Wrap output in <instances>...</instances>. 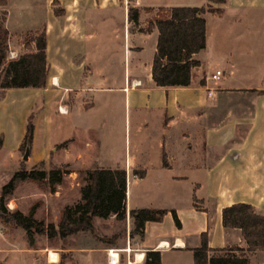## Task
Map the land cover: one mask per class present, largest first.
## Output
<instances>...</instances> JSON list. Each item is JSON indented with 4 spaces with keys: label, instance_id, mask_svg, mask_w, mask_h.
<instances>
[{
    "label": "crops",
    "instance_id": "crops-1",
    "mask_svg": "<svg viewBox=\"0 0 264 264\" xmlns=\"http://www.w3.org/2000/svg\"><path fill=\"white\" fill-rule=\"evenodd\" d=\"M163 1L30 0L29 12L39 11L45 18L32 35L44 31L47 74L41 88H14L21 117L39 102L29 159L43 162L45 153L49 157L61 148L64 162L81 160L85 169L123 168L128 227L129 210L167 211L161 221L144 222L141 238L127 236L117 247L87 244L69 235L70 245L40 253L47 257V251L53 252L55 259L48 264H140L148 250L159 252L160 264H193L192 249L203 232L209 248L245 247L238 229L221 226L223 207L245 203L264 215V85L229 84L231 67L246 61L252 49L249 43L230 45L229 31L237 42L246 32L244 23L253 17L259 19L255 28L260 34L264 0H224L218 11L203 13L205 46L193 54L199 65L185 87L153 84L157 31L141 29L158 8L200 7L206 1L174 6ZM128 7L140 9L136 26L127 20ZM257 45L260 56L261 44L254 41ZM10 52L13 59L27 50ZM216 70L220 74L212 79ZM231 92L247 98L234 110L246 114L248 130L229 143L237 119L230 120L233 107L225 99L221 107L215 100ZM89 130L110 140L122 131V156L105 151L109 140L101 147L99 141L86 139L77 144L71 133L57 136L71 131L85 138ZM22 137L13 145L19 147ZM94 145L102 148L101 157L90 154ZM104 156L112 162L106 163ZM108 249L116 252V262L107 261ZM243 254L248 264H264V250Z\"/></svg>",
    "mask_w": 264,
    "mask_h": 264
},
{
    "label": "trees",
    "instance_id": "trees-1",
    "mask_svg": "<svg viewBox=\"0 0 264 264\" xmlns=\"http://www.w3.org/2000/svg\"><path fill=\"white\" fill-rule=\"evenodd\" d=\"M200 7H166L158 8L147 19L142 31L155 28L157 39L151 62V79L159 87H185L190 84L192 69L199 65L193 54L205 46L204 12H211V4H223L224 0H205ZM7 0H0V89L41 88L46 81L45 35L44 31L32 35L24 43L27 52L13 59H6L8 31L4 26ZM150 11L151 9L146 8ZM218 11V9L213 10ZM140 9L128 7L127 20L137 25ZM33 42L31 48L29 42ZM26 44V45H25ZM31 115L27 116L23 142L31 140L33 125ZM64 142L59 146H63ZM164 160V159H163ZM42 165V162H39ZM164 164V161H163ZM68 171L61 167H52L45 171L34 167L15 171L0 188V217L3 222H11L25 231L29 243L31 231L47 238L64 239L77 232H92L94 218L124 220L125 218V170L123 168L92 167L80 173L81 184L78 188V199L65 206L57 223L44 224L33 217V209L26 214L20 211L7 210L3 201L11 193L18 180L45 181L49 191L61 183ZM165 209L142 208L129 210L131 228L128 237L141 238L145 221H161ZM174 223L179 225L173 210H170ZM221 226L236 228L244 241L245 247L237 246L212 249L207 246L206 233L200 234L199 246L192 249L193 264H248L243 252L264 250V215L245 203H234L221 209ZM234 251L239 252L235 254ZM140 264H160V254L156 250L144 253Z\"/></svg>",
    "mask_w": 264,
    "mask_h": 264
},
{
    "label": "rangeland",
    "instance_id": "rangeland-1",
    "mask_svg": "<svg viewBox=\"0 0 264 264\" xmlns=\"http://www.w3.org/2000/svg\"><path fill=\"white\" fill-rule=\"evenodd\" d=\"M163 2L174 6L190 2L202 4L204 0H164ZM221 5L211 4L210 9L212 11L217 10V7ZM4 8L6 11H10L9 16H6L7 12L5 15L6 26L9 31L6 59H10V51L17 50L18 48L21 51L26 50L24 43L29 41L34 31L44 22L45 18L41 16V12L39 11H33V14L29 12L30 0H9V4ZM1 9L3 7L0 6V19ZM258 20L253 17L247 19L246 23H244L247 27L246 32L243 34V37L237 40L238 43L233 37V32L229 31V36H231L229 40L230 45L239 44L241 46L243 43H249L252 48L246 61H239L238 64L231 67L229 84L237 86L264 85V18L261 20L260 27L262 30L260 34L256 33L255 28L256 26L258 27ZM242 26L240 25V27ZM254 41L261 44L260 56L259 47L258 45L254 47ZM16 91L14 88L5 89V91L0 89V188L19 169L28 170L34 167L47 171L52 167H61L67 169L68 172L63 175L61 183L56 185L53 191H49L45 181H16L11 193L4 198L3 205L7 210L16 209L23 214H26L32 208L35 219L41 220L44 224L52 222L55 225L62 209L65 206L72 205L78 199V188L82 177L80 172L85 169L86 164H81V160L73 161L71 157L67 158L64 162L61 148L55 149L49 154V157L45 153L42 165L29 159L32 156L30 151L28 159L26 161L21 160L25 145L23 137L27 116H32L31 122L33 125L35 114L37 113L36 107L39 105V102H35V107L27 113L28 115L21 117V107L18 101V92ZM233 93L225 94L224 98L219 97L215 100V105L220 106L223 99H225L226 103L228 102L233 107L230 120L237 119V126L233 129V136L229 139V143L231 140L234 141L239 137H243L244 133L248 130L246 114L239 115L234 110L239 105L237 102H243L247 98L245 96L238 97ZM215 116L221 115L215 114ZM70 133L75 137L77 144L83 143L86 139L99 141L101 146L103 143H108L107 140H109L110 145H105V151L108 152L109 150V152L115 153L113 155L122 156L125 145L122 131L111 140L101 137L98 131L93 130L87 131L85 138L79 132L72 133L71 131L61 132L57 136H65ZM20 136H23L22 142L19 147H16L13 145L14 139ZM214 138L217 139V136ZM30 142L31 140L29 141V150ZM100 146L94 145L89 151L90 154H97L101 157L102 146ZM102 158L106 163L112 162L111 157L104 156ZM162 189L164 190L165 188ZM130 228L131 226L128 227L126 220H114L113 217L105 220L94 219L92 220V232H77L75 233V239L78 240V237H81L79 241L85 239V243L87 244L93 241L105 246L117 247L121 246L122 242L126 240ZM30 237L31 242L29 243L23 229L11 222H3L0 217V264H48V261H50L48 256L50 251H47V257L40 254L42 251L46 248L61 249L71 244L66 238L59 239L54 237L49 239L44 233L38 234L33 231H31ZM236 254L238 253L236 252Z\"/></svg>",
    "mask_w": 264,
    "mask_h": 264
},
{
    "label": "built area",
    "instance_id": "built-area-1",
    "mask_svg": "<svg viewBox=\"0 0 264 264\" xmlns=\"http://www.w3.org/2000/svg\"><path fill=\"white\" fill-rule=\"evenodd\" d=\"M220 74L219 70H216L213 74H211L212 79H216L217 76ZM106 258L109 263H114L117 261V254L115 251H112V249H108L106 251Z\"/></svg>",
    "mask_w": 264,
    "mask_h": 264
},
{
    "label": "water",
    "instance_id": "water-1",
    "mask_svg": "<svg viewBox=\"0 0 264 264\" xmlns=\"http://www.w3.org/2000/svg\"><path fill=\"white\" fill-rule=\"evenodd\" d=\"M28 153H29V141H26L25 142V145H24V150H23V153L21 155V160L22 161H26L27 158H28Z\"/></svg>",
    "mask_w": 264,
    "mask_h": 264
},
{
    "label": "bare ground",
    "instance_id": "bare-ground-1",
    "mask_svg": "<svg viewBox=\"0 0 264 264\" xmlns=\"http://www.w3.org/2000/svg\"><path fill=\"white\" fill-rule=\"evenodd\" d=\"M49 259H50V261H54V260H52L55 256H54V254H53V252L52 251H50L49 252ZM141 257V256H140ZM55 259V258H54Z\"/></svg>",
    "mask_w": 264,
    "mask_h": 264
}]
</instances>
